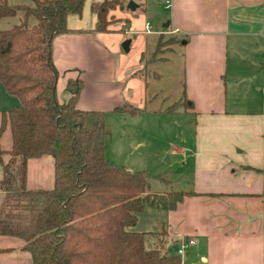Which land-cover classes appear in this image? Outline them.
<instances>
[{
    "label": "crops",
    "instance_id": "1",
    "mask_svg": "<svg viewBox=\"0 0 264 264\" xmlns=\"http://www.w3.org/2000/svg\"><path fill=\"white\" fill-rule=\"evenodd\" d=\"M100 1L90 0L89 11ZM127 2L103 33L94 31L93 13L87 27L66 16L69 33L50 44L57 102L70 98L68 82H78L75 107L103 118L127 115L112 112L121 105L146 115L179 110L192 123V140L179 147L174 168L185 182L172 192L190 194L169 209L167 192L153 193L131 230L163 231L174 251L194 240L187 264H264V0H162L166 14L147 16L146 0L133 11ZM137 8L143 15H134ZM125 40L132 61L119 54ZM141 219L147 230L136 229ZM22 247L0 236V264H31Z\"/></svg>",
    "mask_w": 264,
    "mask_h": 264
},
{
    "label": "trees",
    "instance_id": "2",
    "mask_svg": "<svg viewBox=\"0 0 264 264\" xmlns=\"http://www.w3.org/2000/svg\"><path fill=\"white\" fill-rule=\"evenodd\" d=\"M84 1L0 4V19L19 17L17 25L0 30V83L20 105L0 113V139L6 129L10 135V148L0 146V236L21 240L31 264H180L163 231L131 230L143 202L157 197L143 173L105 159L103 113L75 107L78 82H68L70 98L57 102L50 44L69 33L65 18L80 16ZM124 2L91 4L94 31L105 32L108 11ZM112 112L139 110L121 105ZM42 156L53 160L52 186L27 190V160ZM185 194L168 192V208Z\"/></svg>",
    "mask_w": 264,
    "mask_h": 264
},
{
    "label": "rangeland",
    "instance_id": "3",
    "mask_svg": "<svg viewBox=\"0 0 264 264\" xmlns=\"http://www.w3.org/2000/svg\"><path fill=\"white\" fill-rule=\"evenodd\" d=\"M100 1V0H96ZM119 1V0H107ZM130 1V0H124ZM133 3L136 0H131ZM90 0H87L83 7L82 16L78 18L73 16L75 21L79 19L84 27H87L91 18L94 16L88 8ZM162 0H146L145 16L151 12H158L160 15L166 13L161 10ZM0 4L8 6L30 7V0H0ZM115 6L108 11L106 20L115 24L117 20ZM111 11H115L111 13ZM135 16L143 15L140 8L134 11ZM130 13V12H128ZM119 22V21H118ZM19 23V17L0 19V30H5ZM78 23V22H77ZM123 36L121 32H117ZM124 42V41H123ZM122 44V43H121ZM121 46V45H120ZM121 49V47H120ZM132 53L125 54L122 51L120 55L133 59ZM18 99L6 94L0 83V112L19 107ZM143 113V112H141ZM125 114L124 116H112L110 119L103 118L105 129L104 147L105 159L117 166H123L130 172L143 173L147 177L149 192H172L180 190L184 185V176L179 169H175V162L182 160L183 154L179 151L181 146H189L192 140L191 122L179 110H169L164 113ZM134 116V117H133ZM2 149H8L10 146V136L6 130L0 140ZM53 161L50 156H42L38 159H29L27 161L26 184L27 190H47L52 186ZM152 199V197H151ZM149 217L148 214L144 218ZM144 221L139 220L136 226L137 230H147ZM151 243H155L152 238ZM167 242V240H166ZM167 245V243H166ZM166 245L163 246L166 247ZM181 264H187L185 257H179Z\"/></svg>",
    "mask_w": 264,
    "mask_h": 264
},
{
    "label": "built area",
    "instance_id": "4",
    "mask_svg": "<svg viewBox=\"0 0 264 264\" xmlns=\"http://www.w3.org/2000/svg\"><path fill=\"white\" fill-rule=\"evenodd\" d=\"M165 8H168V2H165ZM144 30H145V33H149V27L147 24L144 25ZM194 244H195L194 240L189 239V238L181 240L176 250L174 251L175 255H177L178 257L184 256L186 251L190 247H192Z\"/></svg>",
    "mask_w": 264,
    "mask_h": 264
},
{
    "label": "water",
    "instance_id": "5",
    "mask_svg": "<svg viewBox=\"0 0 264 264\" xmlns=\"http://www.w3.org/2000/svg\"><path fill=\"white\" fill-rule=\"evenodd\" d=\"M136 8V4L135 3H133V1H128L127 2V4H126V9H128V10H130V11H133L134 9ZM167 24L168 23H165L164 25H163V27L164 28H166L167 27ZM128 44H129V41L128 40H125L122 44H121V49H122V51L123 52H127V50H128Z\"/></svg>",
    "mask_w": 264,
    "mask_h": 264
}]
</instances>
